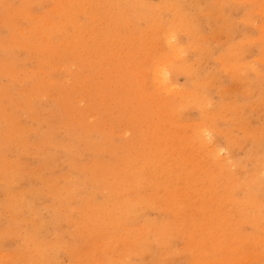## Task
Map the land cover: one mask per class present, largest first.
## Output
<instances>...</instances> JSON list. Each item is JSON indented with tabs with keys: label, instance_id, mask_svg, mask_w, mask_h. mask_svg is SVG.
<instances>
[{
	"label": "rangeland",
	"instance_id": "374dc122",
	"mask_svg": "<svg viewBox=\"0 0 264 264\" xmlns=\"http://www.w3.org/2000/svg\"><path fill=\"white\" fill-rule=\"evenodd\" d=\"M0 264H264V0H0Z\"/></svg>",
	"mask_w": 264,
	"mask_h": 264
},
{
	"label": "bare ground",
	"instance_id": "6f19581e",
	"mask_svg": "<svg viewBox=\"0 0 264 264\" xmlns=\"http://www.w3.org/2000/svg\"><path fill=\"white\" fill-rule=\"evenodd\" d=\"M75 9H77V8H75ZM56 25V24H55ZM59 25V24H58ZM77 33V32H76ZM75 34V33H74ZM78 34V33H77ZM69 56V55H68ZM40 61V60H39ZM9 73V72H8ZM190 78V77H189ZM189 80V79H188ZM212 152V151H211ZM66 154H68V153H66ZM227 202V201H226ZM228 203V202H227ZM257 230V229H256Z\"/></svg>",
	"mask_w": 264,
	"mask_h": 264
}]
</instances>
